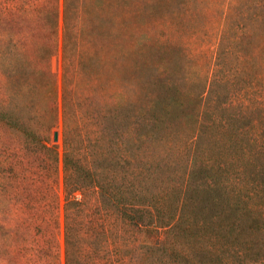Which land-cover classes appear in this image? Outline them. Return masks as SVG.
I'll return each mask as SVG.
<instances>
[{"label": "trees", "instance_id": "1", "mask_svg": "<svg viewBox=\"0 0 264 264\" xmlns=\"http://www.w3.org/2000/svg\"><path fill=\"white\" fill-rule=\"evenodd\" d=\"M17 1L0 0V22L33 11ZM63 1L62 153L51 139L60 114L49 67L58 0L38 8L46 29L32 49L34 30L0 31V131L45 151L53 168L62 161L65 264H128L129 226L157 230L158 242L135 249L168 264H264V0H189L193 20L214 21L213 60L178 41L138 40L136 20L159 0ZM157 156L179 170L144 189ZM90 187L99 218L84 221ZM54 216L48 264L60 253Z\"/></svg>", "mask_w": 264, "mask_h": 264}, {"label": "rangeland", "instance_id": "2", "mask_svg": "<svg viewBox=\"0 0 264 264\" xmlns=\"http://www.w3.org/2000/svg\"><path fill=\"white\" fill-rule=\"evenodd\" d=\"M21 0H18V3ZM58 30H57V49L54 56L49 61V67L57 82V104L59 109V134L58 142L60 154L62 153V76H63V58H62V36H63V0H58ZM130 2V0H128ZM134 1V0H133ZM15 2V1H14ZM179 2V3H178ZM189 0H159L153 9L144 11L139 20H136L140 26L138 28V40L142 42H151V37L155 36L157 43L167 45L171 40L184 44L188 51L192 53H201L205 58L213 60L215 44L218 40L217 30L214 28V21L207 13H202L197 20L191 18L188 13ZM32 6L33 11L30 14H21L12 10L5 15L3 23L0 22V31L10 29V24L16 23L17 27L26 35L23 30L28 28L34 30L29 38L32 43L30 49L39 42L36 41L42 36L46 29L44 20L38 12L43 13L52 7L54 0H29L25 2ZM116 3V2H115ZM131 8L133 2L131 0ZM120 3H116L118 6ZM35 8V9H34ZM123 12L130 8H110L111 13ZM131 9V10H132ZM147 9V8H146ZM34 10H36L34 12ZM207 12V11H206ZM45 15V14H44ZM153 21V23H152ZM194 34V35H193ZM197 35V36H196ZM217 38V40H216ZM151 44V43H150ZM150 44H147L149 48ZM41 68V67H40ZM148 69V68H147ZM148 76L152 74L148 71ZM2 78L0 76V94L2 93ZM26 117V112H22ZM4 128L0 131V264H48L47 260L52 256V245L54 246V224L52 219L58 215L60 253L53 264H65V240H64V204H65V186L62 161L56 168L52 167L51 157L42 149L28 144L22 139H15L11 130ZM56 132V131H55ZM20 137V136H19ZM151 163H147L145 172L150 180L141 181L144 189H151L158 185L160 181H169V177L178 171V164H171L173 160L165 158L162 162L160 157ZM147 160V159H143ZM165 173H156L154 167L162 166ZM144 164H146L144 162ZM102 164H100L101 166ZM109 166L108 162L104 167ZM174 170V171H173ZM148 183V184H146ZM145 185V186H144ZM78 198H83L79 192ZM86 205L85 213L82 218L84 221L90 218H99L98 215V196L94 188L85 190ZM120 226L117 225L114 231H111L112 240H118ZM125 239L130 244H155L161 238V234L151 228L142 230L140 227H127L124 233ZM126 248L124 253L127 255L128 264H166L170 261L168 257H162L160 252L149 248L135 249Z\"/></svg>", "mask_w": 264, "mask_h": 264}, {"label": "water", "instance_id": "3", "mask_svg": "<svg viewBox=\"0 0 264 264\" xmlns=\"http://www.w3.org/2000/svg\"><path fill=\"white\" fill-rule=\"evenodd\" d=\"M59 138H60L59 131H56V132L54 133V141H55V142H58V141H59Z\"/></svg>", "mask_w": 264, "mask_h": 264}]
</instances>
